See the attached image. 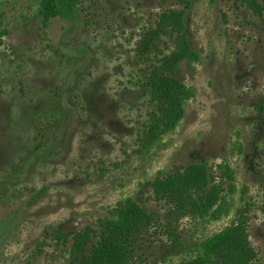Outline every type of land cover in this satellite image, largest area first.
Masks as SVG:
<instances>
[{
	"label": "rangeland",
	"instance_id": "1",
	"mask_svg": "<svg viewBox=\"0 0 264 264\" xmlns=\"http://www.w3.org/2000/svg\"><path fill=\"white\" fill-rule=\"evenodd\" d=\"M39 2L0 0V264L68 263L84 229L88 254L126 196L146 217L125 264H178L232 221L264 264V0H78L45 24ZM180 10L198 57L173 73L192 95L153 139L148 82L174 37L160 21ZM210 186L215 219L192 205Z\"/></svg>",
	"mask_w": 264,
	"mask_h": 264
},
{
	"label": "trees",
	"instance_id": "2",
	"mask_svg": "<svg viewBox=\"0 0 264 264\" xmlns=\"http://www.w3.org/2000/svg\"><path fill=\"white\" fill-rule=\"evenodd\" d=\"M78 0H40L38 12L43 16V22L58 14H72ZM184 11H172L168 17L160 21L161 26H168L173 32V49L159 59L158 67L151 71L149 86L156 100L159 110L153 117L150 130L154 139L159 133H165L172 129L183 114V103L192 95L191 89L180 81L174 70L181 60L192 61L198 54L190 45L185 32L183 18ZM156 34V33H155ZM154 34V35H155ZM227 175L232 176V171L227 168ZM197 185V178H194ZM156 186L166 189V192L175 201L179 209L185 206L183 202H176L183 194L182 186L174 179L157 181ZM202 185H197L195 194L200 196ZM182 190V191H181ZM204 202L193 201L192 205L199 216L210 214L211 218H218L226 213L224 197L216 192V188L210 186L203 196ZM183 204V205H182ZM145 213L137 205L132 196H126L118 206L105 217V227L102 234L91 244L88 254L82 255V250L88 240V231L84 229L74 240L70 249V259L63 264H125V244L140 226L145 223ZM244 221L230 222L223 228L201 238L196 246V253L178 264H248L253 256V251L248 245L244 229ZM119 243H123L121 249ZM125 262V263H124Z\"/></svg>",
	"mask_w": 264,
	"mask_h": 264
}]
</instances>
